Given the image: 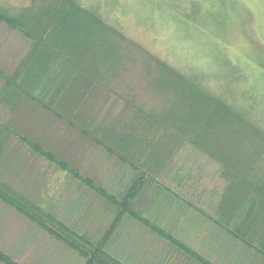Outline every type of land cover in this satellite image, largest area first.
I'll use <instances>...</instances> for the list:
<instances>
[{"label": "trees", "instance_id": "1", "mask_svg": "<svg viewBox=\"0 0 264 264\" xmlns=\"http://www.w3.org/2000/svg\"><path fill=\"white\" fill-rule=\"evenodd\" d=\"M80 1L31 0L30 7L27 4L13 6L6 3L9 0H0V24L32 43V49L14 71L8 73L0 68V203L63 242L82 258V264H134L112 253L109 246L110 237L113 238L124 221H133L149 230L185 263L224 264V259L227 261L224 256H220V261L203 252L180 236L175 224L171 227L167 217L158 215L161 210L172 212V218L184 216L186 224L191 221L190 216L206 220L220 237L221 245L230 242L227 243L230 247L243 246L258 254L264 264V243L261 240V248L254 243L257 224L264 219L261 203H264V59L251 65L245 60L246 50L242 55L227 53L229 35L222 29L233 18L228 15L225 2L205 0L214 5L212 10L201 12L202 7L198 5L197 12L192 10L182 15L186 16L187 25L191 24L190 41L194 33L197 39L198 34H209L210 28L220 31L218 37L223 46L213 44L215 70L213 67L211 70L208 59L205 60L208 54L198 50L201 56L195 57V48L199 45L169 51L176 59L185 56L186 65L184 68L181 65L180 69L179 61L174 65L168 63L129 37L120 23L117 24L112 6L108 18L106 13L99 14L88 7L89 0ZM126 1L133 9L137 5V13L143 21L147 20L146 14H151L152 20L158 18L159 39L169 42V32L174 28L172 21L177 17V1ZM119 2L113 0L111 5L116 8ZM143 3L148 4V8L141 10ZM232 5L230 2L229 9ZM112 18L115 24L110 21ZM185 28L188 27L185 25ZM115 52L117 58L112 55ZM109 57H113L115 67L104 66L106 60L110 61ZM72 72V76L68 75ZM154 73L157 80L163 81L156 90L163 92L166 98L154 96L150 89L148 77ZM115 74L119 76L117 79ZM105 83L110 85V92L111 89L117 94L121 92L118 97L123 101L127 99L125 94L137 95L143 105L149 106L146 109L142 106L143 116L142 113L138 115L141 122L136 125L124 118L122 126L116 122L100 129L94 126L98 113L113 108L115 98L111 94L104 102L100 99V89H108ZM250 83L253 85L249 86ZM237 86L239 90L235 91ZM149 99L153 102L146 104ZM33 109H40L49 116L48 123L52 126L48 128L55 131L48 132V139L34 130L25 135L21 133V129L26 128L23 115L32 113ZM112 117L108 115L107 118ZM248 132V136L260 139L262 144L233 146L237 144L235 141L230 145L232 138L243 139ZM67 134L79 136L83 145H93L115 163L127 167L132 173L128 184L117 190L95 184L76 164L77 154L80 156L81 152L69 145L71 139ZM183 143L208 158L194 172L192 167L186 169L185 165L172 168L164 154L169 153L164 150L166 145ZM19 147H26L32 159L41 158L65 172L113 212V218L97 239L78 230L79 227L70 226L53 209L43 206L40 193L34 191L41 189L40 185L45 188L46 184L43 186L36 177L37 181L26 178L32 193L29 188V192L16 189L15 176L20 178L18 169L24 170V176L31 172L26 161L28 157H22ZM209 161L215 162L217 171L232 181V194L243 195L239 198L240 205L233 207L234 211H225L226 194H222L216 210L204 198L207 188L200 187L198 181L204 178V168ZM179 169H182L179 173L173 172ZM240 183L246 185L248 191L243 193ZM204 207L210 213L204 212ZM260 224L264 226L261 221ZM167 257L170 264H181L174 254ZM0 263L22 264L1 248Z\"/></svg>", "mask_w": 264, "mask_h": 264}, {"label": "rangeland", "instance_id": "2", "mask_svg": "<svg viewBox=\"0 0 264 264\" xmlns=\"http://www.w3.org/2000/svg\"><path fill=\"white\" fill-rule=\"evenodd\" d=\"M112 1L113 0H107L108 3H106V0H89L86 5L92 10H97L99 14L102 12L104 14L106 13L108 18L111 17L110 6H112L114 14H116L113 16H115L117 24L120 23L119 25L124 28L129 37L138 43L140 42L144 47L159 55L168 63L175 64V62L179 61L180 64L177 62V65L180 69H182L181 65L183 68L186 65L185 56L176 59L175 55H172L169 51H173L172 49L175 48L174 51L176 52L177 49H182L186 46L195 47L196 45H199V48H195V57L201 56V52L198 50H202L204 54H208L205 57V60L208 59V68L212 70L213 67L215 70L212 49L213 44L215 43L221 47L223 46L218 37L220 31H218V29L215 30L210 28L209 34H198L197 39L199 40L196 39V33L193 32L194 39L190 41L189 38L192 32L191 24L190 26L187 25V20H185L186 16L182 17L187 11L194 10V12H197L196 9L199 8L198 5L202 7L201 12H204L206 9L212 10V6L214 5H211V3L205 0H203L205 1L203 6V1L175 0L178 2V10L176 11L178 18L175 17L176 19H173L172 21L174 28H171L169 32L170 37L168 39V44L167 41L163 42L159 39L158 35L160 26L158 24V18L152 20L153 16L151 14H146L145 18L147 20L143 21L137 13V5L135 6V9H133L126 0H120V5L114 8L115 5H111ZM223 1L225 2V5H227L228 15L233 18L230 20V24L226 25L225 29H222L226 31L227 35H229V41L226 43L229 47L227 48L224 45V47L227 48V53L242 55L246 50L248 55H245V60L248 64L254 65L257 61L260 62L261 59H264V51L261 52V50H264V0ZM80 2H82V0ZM142 2H144V0ZM230 2L233 4L232 9H229L231 8ZM6 3L13 6H22L25 4L30 7L32 6L31 0H9V2ZM157 3H160V1L157 0ZM144 8H148V4L144 5L143 3L141 10ZM155 17L156 16L154 15V18ZM165 17L168 18V14ZM110 21L115 24L113 18ZM207 22L210 24L213 23L211 20H207ZM185 25L188 28H185ZM211 27L217 28V26L213 25H211ZM208 31H205V33ZM115 39L117 38L115 37ZM193 41H197L198 43H194ZM31 49L32 43L28 39L0 24V68L8 73L14 71L20 64L19 62L21 59H23L26 53ZM112 55L117 58L116 52ZM111 58L110 61L106 60L103 63L104 66L110 65L111 67H115L116 63L114 60H111ZM212 64L213 66H211ZM107 68L108 67H105V69ZM73 73L74 72L69 73L68 75L72 76ZM118 77L119 76L115 74V79ZM148 78L151 83L150 89L153 91V95L166 98V96L162 94V91V93H160L156 90V87L160 86L163 82L160 79L157 80L158 77L156 73ZM107 81H109V79H106V82ZM107 83H105L104 86H107L108 89H100V99L104 102L106 101L107 96L111 94V97L115 98L113 101V108L110 111H106V113L104 111L98 113V118L95 120L94 126H96L97 129H100V127H107L110 124L115 125V122L119 126H122L124 118L129 119L136 125L138 122H141L138 119V115H141L142 113L143 116L144 112H142V106L145 109L149 106L143 105L140 97L137 95L129 96L128 94H125L124 96L127 99H124L125 101H123L122 98H119L122 95L121 92L117 94L114 89H111V93L109 90L110 85H107ZM252 85V83L249 84V86ZM241 87L243 88L244 86ZM237 89L239 90L238 86L234 88L235 91ZM147 98H149V96H147ZM151 102H153V99L152 101H150V99L147 100L146 104H151ZM108 108L106 110H109ZM90 109H92V106ZM100 110H102L101 105ZM31 112L32 113L26 112V114L23 115V123L26 128L21 129V133L25 135L28 134V132L30 133V130H34V133H38L48 139V136H50L48 135V132L55 131V129L51 130V127L48 128V126H52V123H48L49 116L45 115L40 109H33ZM28 115L31 116V118H29ZM108 115H113V117L111 119L107 118ZM138 127L140 128V126ZM245 130L246 128H243V131ZM67 135L68 137H66L71 139L69 145L73 149L77 148V151L81 152L80 156L77 154V161H75L76 164L81 166L82 172L86 174L88 178L92 179L95 184L113 190L121 189L128 184L132 178V173L127 167L121 166L112 161L111 158L99 148L89 145L88 143H84L85 145H83L81 139H78L79 136L71 137V134ZM248 135L249 132L247 133V136L243 137V139L237 140L236 138H232V143L230 145L235 141H237V144L233 146L242 144L244 146L246 144H262L260 143V139H253ZM244 138H246L245 141ZM229 140L228 143H230ZM251 140H253V142ZM62 145L65 146V143ZM166 146L167 147L164 150L169 153L164 154L166 155L168 163L170 161L172 164L171 166L174 169L185 165L187 166L186 169L192 167V171L194 172L199 165H202L203 161H207L208 159L207 156L203 154L198 155L188 144L183 143ZM18 150L22 157L27 155L28 158H26V161L28 162L27 164L30 165L28 168L31 169V172L30 174H27V176H24V170L22 171V168L18 169L20 178L15 176L16 189L29 192L31 187L28 182L34 181L37 178L38 182L43 186L46 184L45 188L39 184L41 189L34 191L35 194L40 193L41 200L44 201L43 206L51 211L53 209L56 215L60 218H64L65 220L63 221L67 222V224L69 223L70 226L74 225V228L79 227L83 230L77 228L78 230L87 233L86 235L90 236L92 239H97L100 236V233L106 229L109 221L113 218V212L106 206H103L101 201L92 193V191L78 185L77 182L72 180L65 172L60 171L41 158L32 159V156L28 154L29 151L26 147H19ZM16 155H18V153H16ZM26 161L24 163L27 166ZM181 170L182 169H179L173 172L179 173ZM3 172L4 171H2V173ZM32 172L35 173V175L32 174ZM204 174V178L198 182H200L199 186L204 190L207 188V191L204 192V198L206 197L207 203L213 204L210 205V207L216 210L217 202L223 199L221 198L222 194H226L227 203L225 211H230V209L234 211L235 209L233 207H238L239 198H242L243 195L239 193L232 194V181L221 174V172L217 171L215 162L209 161L208 166L204 168ZM1 177L0 174V178ZM26 178L30 181H26ZM239 187L243 189V193L248 191L246 185L242 183H240ZM32 191L30 189L29 193H32ZM261 203L264 205L263 202ZM205 211L210 213L206 207H204V212ZM158 215L167 217L171 227L175 224L174 228H179L177 231L180 233V236L188 239L195 246L200 247L203 252L214 255L220 261V256L226 257L227 261L224 259V264H262L260 256L254 254L252 250L245 249L243 246L237 244L233 245L234 247H230L229 244H227L230 242L221 245L220 237L215 235L214 231L210 228L211 226L205 222L206 220L204 221L199 217L190 216L192 219L186 224L184 216L176 215V218H172L174 216L172 215V212L161 210L158 212ZM260 221L263 222L264 225V219L262 218ZM260 221L257 224V239L256 242L254 241L255 245L259 248L263 247L260 242L263 241L264 243V238L262 237L264 226L260 224ZM109 246L111 252L113 251L117 253L129 263L170 264L169 257L167 256L169 254H174L179 257L181 264H190L187 262L185 263L181 256L172 250L169 245H166L157 236L150 233L149 230L143 229L141 225L133 221H124L119 226L114 233L113 238L112 236L110 237ZM0 248L9 255H12L22 264H82L83 262L82 258L69 249L63 242L53 238L47 232L34 226L21 215L15 213L1 203Z\"/></svg>", "mask_w": 264, "mask_h": 264}]
</instances>
